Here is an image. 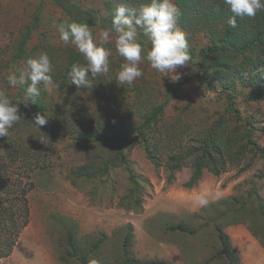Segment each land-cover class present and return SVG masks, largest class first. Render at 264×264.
I'll list each match as a JSON object with an SVG mask.
<instances>
[{
	"label": "rangeland",
	"instance_id": "374dc122",
	"mask_svg": "<svg viewBox=\"0 0 264 264\" xmlns=\"http://www.w3.org/2000/svg\"><path fill=\"white\" fill-rule=\"evenodd\" d=\"M73 1L96 10L101 20L108 14L107 2L114 0ZM40 2L0 0V92L10 100H20L21 110H26L21 114L20 125L9 130V137L18 131L25 142L27 137L34 149L27 162L44 156L42 163L47 167L31 172L30 178L25 177L19 163L0 172V207L13 210L0 213V219H8V228L0 230V235L15 237L11 253L1 257L0 264H80L68 257L67 232L74 234L79 253L87 254L88 261L118 264L128 225L132 230L129 260L137 264H242L237 252L242 254L243 264H264V231L258 238L250 233L252 238L236 248L229 244L230 258L218 255L221 244L217 238L228 224L246 219L247 214H252L253 219L254 214L260 216L264 212L263 161L256 158L247 167V158L218 176L204 168L197 183L186 188L191 165L176 172L166 165L155 167L133 132L154 107L164 105L162 123L167 128H177L175 138L181 147L199 148L214 129L223 136L240 133L243 123L233 120L223 98H216L222 87H202L190 62L177 69L182 79L173 83L146 60L140 64L143 75L131 86L118 85L116 74L124 61L115 50L113 38L105 45L111 52L109 72L94 79L92 89L77 90L67 76L73 64L70 58L77 57L75 63L80 64L85 60L75 46L60 41L54 24L67 18L48 0L43 1L40 18L33 28ZM31 28L25 40L27 29ZM90 29L98 42L103 28L98 23ZM181 29L186 34L189 53L200 57L199 53L209 45V36L203 30ZM140 42L144 49L150 48L142 33ZM21 46L23 56L16 57ZM40 53L48 54L54 81L50 87L38 85L37 102L44 108L40 113L50 124L51 116L58 119L63 109L70 122L79 123L77 132H66L45 154L38 153L42 149L39 139L44 134L32 125V104L24 105V92L31 82L13 87L6 80L13 72L19 75L26 60ZM255 71L237 75L228 90L236 93L235 108L243 121L252 123L254 141L264 152V99L248 100L258 95L259 85L264 89V71ZM248 82L251 84L246 85ZM206 95L209 99H205ZM119 150L124 152L123 162ZM0 154L9 156L2 140ZM111 160L116 164L111 166ZM29 183L33 186L23 195L21 189ZM193 191L208 197L207 207L193 205ZM258 207L262 210L258 211ZM177 224L192 232L168 229ZM99 238L104 241L95 248Z\"/></svg>",
	"mask_w": 264,
	"mask_h": 264
},
{
	"label": "trees",
	"instance_id": "16d2710c",
	"mask_svg": "<svg viewBox=\"0 0 264 264\" xmlns=\"http://www.w3.org/2000/svg\"><path fill=\"white\" fill-rule=\"evenodd\" d=\"M43 1L44 0H41L39 10L35 14L33 28H35L40 18V8L43 5ZM48 1L61 11L67 18V21L86 23L89 27L99 23L103 29L111 27L115 6L117 7L120 4H125L129 7L138 8L149 2V0L109 1L105 7L108 14L104 19L100 20L96 10L86 8L73 0ZM172 1L181 13L178 20V26L180 28L191 32L203 30L209 36V45L199 53L200 57H193V55L190 54L191 59L189 62L197 70L195 74L198 76L200 85L205 89L206 86L210 89V87L215 84L221 86L222 89L217 93L216 98H223L232 113L233 120L243 123V130H239L240 133H236L233 136L220 135L216 132L217 129H214L212 135H208L200 144L199 148L197 145L194 147H181V145H179L180 143L176 141L177 138H175L177 128L174 125L169 128L163 125L164 105H159L154 107L144 117L142 123L133 130L135 139L138 143L142 144L146 158L155 167L166 165L171 172H176L190 164L192 167V174L189 181L184 186L186 188H192L201 178L204 168L213 175L218 176L223 170L238 167L245 162L247 158L250 159L247 162V167H251L253 160L256 158L261 159L264 163V152L258 148L254 141L253 125L249 120H242L234 104L237 95L228 90L229 85L233 83L232 79L236 78L237 75H242L246 72L255 73L257 72L255 70L264 71V11L258 12L253 18L237 17V27L231 28L227 21L232 14L225 9L222 0ZM33 28L27 29L26 36L24 37L25 40L30 36ZM70 52L71 50H69L67 54L69 55ZM22 53L23 48L21 46L16 57H22ZM70 59L71 62L75 63L77 57H71ZM250 84L251 82L246 83V85ZM258 87V95L249 97V101L264 99V89L261 85ZM67 88L70 89V86ZM205 99H209V96L206 95ZM11 101L19 104L20 114L26 112V110L25 112L21 110L22 105L20 100L13 99ZM32 108L33 112L37 113L41 111L43 106L36 100V104L32 105ZM51 118L53 121H51L50 124L42 126L40 130L38 129L47 137L43 139L44 143L40 144L42 149L39 150L38 153L42 152L45 154L47 150L55 144L58 138L64 136L66 132L73 134L78 131L79 123L76 121L70 122L63 109L61 114L58 115V119L57 116H51ZM54 119H57V121ZM177 120L180 121L181 118L178 117ZM18 125L20 124H16V126ZM20 135L21 133L18 131L14 137H0V140L3 141V144L9 150L8 157L5 154H0V172H7L11 164L19 163L23 168L25 177L30 178L31 172L37 169H46L47 167L42 163L44 156L27 162L28 159L32 158L30 156H33L34 149L31 147L32 145L29 146L27 137L25 142L23 136ZM118 155L121 158L120 161L123 162L125 160L124 152L119 150ZM115 164V160L110 161L111 166ZM106 171L107 169L104 168L102 172L105 173ZM32 186L33 184L29 183L27 188H22V194L25 195L29 187ZM0 189H2L1 184ZM10 210L12 209L0 207L1 214L10 213ZM259 210L262 209L258 207V211ZM260 214V216L259 214H254L253 219H250L252 214H247L246 219L237 220L239 221L237 223L245 224L249 232L257 237L264 231V212ZM10 217H12V214H10ZM7 222L8 219H0V230H7ZM168 229L172 232H192L182 224L169 226ZM131 231V226L128 225L121 244L122 259L118 264H137L135 260H129L132 255L130 250ZM14 238L9 239V237L0 235V258L6 257L11 253L15 243ZM217 238L221 244L218 255H224L226 258H230L232 252L228 237L224 233L219 232ZM103 241V238L97 239L94 243V247H98ZM66 244L69 250L68 257L74 258L80 264H89L87 254L79 253L72 232L66 233Z\"/></svg>",
	"mask_w": 264,
	"mask_h": 264
},
{
	"label": "clouds",
	"instance_id": "9594fccd",
	"mask_svg": "<svg viewBox=\"0 0 264 264\" xmlns=\"http://www.w3.org/2000/svg\"><path fill=\"white\" fill-rule=\"evenodd\" d=\"M222 4L232 14L227 21L231 28L237 27V17L253 18L258 12L264 11V0H222ZM180 15L172 0H149L138 8L120 4L114 10L111 27L98 33V42L86 23L64 21L54 24L60 41L75 46L85 60L84 64L71 65L67 73L70 84L75 85L77 90L92 89L93 80L109 72L111 52L105 45L113 42V38L115 50L124 61L116 74L118 85L131 86L141 77L140 64L143 60L158 73L168 75L173 83H178L182 75L177 69L187 66L191 59L186 34L178 26ZM141 33L150 45L147 50L140 42ZM52 71L48 54L40 53L26 60L19 75L13 72L6 80L13 87L30 81L24 92V105H29L28 102L35 105L40 96L38 85H53ZM20 120L19 104L13 103L4 92H0V137H8L9 130ZM47 121L40 112L32 117V125L39 130ZM45 137L43 135L39 139L41 143ZM191 201L194 206L201 208L209 204L208 197L199 191L192 192ZM89 264H99V261L91 259Z\"/></svg>",
	"mask_w": 264,
	"mask_h": 264
},
{
	"label": "crops",
	"instance_id": "0c3cea01",
	"mask_svg": "<svg viewBox=\"0 0 264 264\" xmlns=\"http://www.w3.org/2000/svg\"><path fill=\"white\" fill-rule=\"evenodd\" d=\"M223 233L228 237L229 244L234 246V248H236V245H244L246 242L245 240L249 241L252 238L249 230L243 223L228 224L223 228ZM237 253V255L241 258V263L243 264V258L241 257L242 254L239 252Z\"/></svg>",
	"mask_w": 264,
	"mask_h": 264
}]
</instances>
